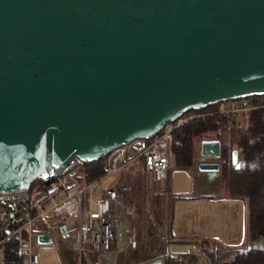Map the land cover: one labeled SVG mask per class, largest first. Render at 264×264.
Masks as SVG:
<instances>
[{
  "label": "water",
  "instance_id": "1",
  "mask_svg": "<svg viewBox=\"0 0 264 264\" xmlns=\"http://www.w3.org/2000/svg\"><path fill=\"white\" fill-rule=\"evenodd\" d=\"M260 95L264 0H0V192ZM199 155L220 177L222 141Z\"/></svg>",
  "mask_w": 264,
  "mask_h": 264
},
{
  "label": "built area",
  "instance_id": "2",
  "mask_svg": "<svg viewBox=\"0 0 264 264\" xmlns=\"http://www.w3.org/2000/svg\"><path fill=\"white\" fill-rule=\"evenodd\" d=\"M223 102L222 111L234 116L263 106L247 98ZM183 121L165 124L154 138L117 146L102 157L98 176H89L96 166L75 158L27 189L0 192V264H7L10 242L21 264H41L48 248H63L76 264H128L119 259L140 246L143 252L129 264H165L172 205L182 198L168 181L176 166L173 132ZM202 161L209 159L199 155L191 172ZM217 162L222 166L221 159ZM180 257L183 264H196Z\"/></svg>",
  "mask_w": 264,
  "mask_h": 264
},
{
  "label": "trees",
  "instance_id": "3",
  "mask_svg": "<svg viewBox=\"0 0 264 264\" xmlns=\"http://www.w3.org/2000/svg\"><path fill=\"white\" fill-rule=\"evenodd\" d=\"M252 103L262 104L239 116H246L247 123H236L234 116L222 111L224 102L212 104L191 114L181 116V122L173 132L172 150L176 166L191 170L199 157L200 142L203 139L222 141L221 187L226 198H244L247 202V235L245 247H228L204 241V253L211 264H264V95L247 98ZM199 114H205L198 116ZM239 151L238 163L233 164L232 152ZM103 158L92 161L90 177L103 173ZM214 198L215 196H201ZM200 197V198H201ZM185 199L192 198L183 196ZM7 264H21L15 243L6 249ZM192 263L195 260L191 259ZM83 264H87L84 260ZM165 264H183V258L176 255L167 257Z\"/></svg>",
  "mask_w": 264,
  "mask_h": 264
},
{
  "label": "rangeland",
  "instance_id": "4",
  "mask_svg": "<svg viewBox=\"0 0 264 264\" xmlns=\"http://www.w3.org/2000/svg\"><path fill=\"white\" fill-rule=\"evenodd\" d=\"M188 114H191V112L189 111L183 115ZM233 121L243 124L247 123L248 120L246 116H239L236 119L234 118ZM199 174L200 171L197 168H194L190 173L175 166L170 171L169 185L172 186V190L176 191L177 195L199 196L201 185L208 180L206 176L205 178L204 175ZM213 186L219 191L220 195L223 193L220 179H216ZM239 201L242 202H239L238 207L241 203L244 205L245 226L244 231L240 229L237 238L233 239L234 233L227 232L225 225L226 223H235L236 220L227 214V210H224L225 206L221 208L214 206L211 209L201 202L189 203L187 200H176L173 203L174 212L172 210L171 212L178 228L175 230L177 232L176 237H170L169 239L170 253L192 258L196 261V264H211L209 257L203 252L205 248L204 241H210L213 244L220 243L228 247L247 246L249 241L246 224L247 202L244 198H240ZM181 235L184 238H177ZM58 252L59 250L55 248L44 249L41 252V264H63L61 253ZM66 253V250L63 251V255H67Z\"/></svg>",
  "mask_w": 264,
  "mask_h": 264
},
{
  "label": "crops",
  "instance_id": "5",
  "mask_svg": "<svg viewBox=\"0 0 264 264\" xmlns=\"http://www.w3.org/2000/svg\"><path fill=\"white\" fill-rule=\"evenodd\" d=\"M186 171H189L191 173V170H186ZM199 175H204V177L206 176L202 172H200ZM169 179H170V176H169ZM216 179H220V177H215V178L213 177V178L205 181V183L203 185H201V191L198 194L199 196L192 197L189 199H185V198H183V196H181L182 198L180 200H187L189 203L201 202V203H203L204 206L208 205V207L211 209L214 206L220 207V208L225 206L224 210L225 211L227 210V214L230 215L231 218H234L236 220L235 223H226L225 229L229 233H234V236H232V237H233V239H236L240 229H242L244 231V226H245V224H244V222H245L244 205H243V203H241L240 207H238L239 202H242V201H239V199L226 198L223 194L220 195L219 191L213 186ZM168 183H169V181H168ZM169 187L172 189V186L169 185ZM201 196H215V197L214 198H205V197H201ZM175 202L176 201H174L173 203H175ZM173 207L174 206L172 205V212H174ZM231 218L228 217L229 220H231ZM246 219H247V213H246ZM177 228L178 227L175 224L174 217L172 214V220H171L170 225H169V237H176L175 234H177V232L175 230ZM177 238L180 239V238H184V237L181 235V236H177ZM168 248L170 251V244H169ZM48 249H54V248H48ZM63 251H65V250L62 248L58 252V253H61L62 263L63 264H76L75 261L72 259L70 252L67 251V253H66L67 255H63ZM142 252H143V248L140 246L139 248L132 250L131 254L129 256L122 255L119 260L121 262L128 263V264L133 263L134 260L137 259ZM170 255H174V254H170ZM176 256H178V255H176ZM195 263H196V261H195Z\"/></svg>",
  "mask_w": 264,
  "mask_h": 264
}]
</instances>
